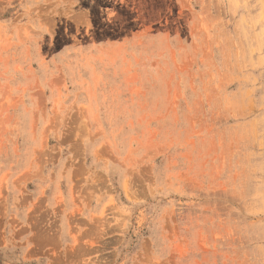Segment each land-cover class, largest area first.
<instances>
[{"label": "rangeland", "instance_id": "1", "mask_svg": "<svg viewBox=\"0 0 264 264\" xmlns=\"http://www.w3.org/2000/svg\"><path fill=\"white\" fill-rule=\"evenodd\" d=\"M260 15L0 0V264H264Z\"/></svg>", "mask_w": 264, "mask_h": 264}, {"label": "bare ground", "instance_id": "2", "mask_svg": "<svg viewBox=\"0 0 264 264\" xmlns=\"http://www.w3.org/2000/svg\"><path fill=\"white\" fill-rule=\"evenodd\" d=\"M242 1V0H241ZM247 17V16H246ZM253 17V16H252ZM260 18L264 19V16L260 15ZM257 21V20H256ZM257 23H261L260 21H257ZM257 28V27H256ZM249 30V29H248ZM262 30L264 31V26H262ZM262 33V32H261ZM263 34V33H262ZM253 36V35H252ZM254 39V38H253ZM252 39V40H253ZM263 41V40H262ZM257 43V42H256ZM261 43V42H260ZM259 43V44H260ZM263 44V43H262ZM258 47V46H257Z\"/></svg>", "mask_w": 264, "mask_h": 264}]
</instances>
